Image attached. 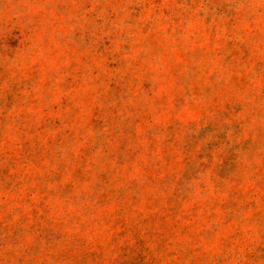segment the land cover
<instances>
[{"label": "rangeland", "instance_id": "374dc122", "mask_svg": "<svg viewBox=\"0 0 264 264\" xmlns=\"http://www.w3.org/2000/svg\"><path fill=\"white\" fill-rule=\"evenodd\" d=\"M0 264H264V0H0Z\"/></svg>", "mask_w": 264, "mask_h": 264}]
</instances>
